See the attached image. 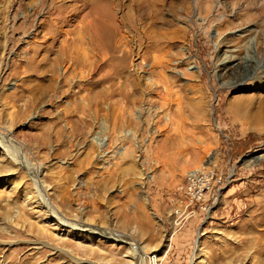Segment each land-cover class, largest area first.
<instances>
[{
  "label": "rangeland",
  "instance_id": "374dc122",
  "mask_svg": "<svg viewBox=\"0 0 264 264\" xmlns=\"http://www.w3.org/2000/svg\"><path fill=\"white\" fill-rule=\"evenodd\" d=\"M104 2L0 0V264H264V0Z\"/></svg>",
  "mask_w": 264,
  "mask_h": 264
},
{
  "label": "bare ground",
  "instance_id": "6f19581e",
  "mask_svg": "<svg viewBox=\"0 0 264 264\" xmlns=\"http://www.w3.org/2000/svg\"><path fill=\"white\" fill-rule=\"evenodd\" d=\"M105 2H104V4H105V6H106V9H107V14H109V15H111V9H109L108 10V8H111V7H109V5H110V3L111 2H113V0H104ZM116 1V0H115ZM161 1V0H160ZM138 2V1H137ZM137 4V3H136ZM151 4H152V2H151ZM99 6V5H98ZM97 6V7H98ZM104 6V7H105ZM102 7V6H101ZM139 7V6H138ZM154 7V6H153ZM99 8V7H98ZM97 9V8H96ZM101 9V8H100ZM154 9V8H153ZM105 10V9H104ZM140 10V9H139ZM157 10V9H156ZM94 13V12H93ZM96 13V12H95ZM98 13V12H97ZM103 14V13H102ZM152 14V13H151ZM231 65V64H230ZM234 70H235V72H234ZM238 70H239V67H228V66H226V67H220V71H221V75L222 76H225V74L227 73V72H229V71H233V73L235 74H237V72H238ZM45 88H46V86H45ZM47 89V88H46ZM45 89V90H46ZM6 143V142H5ZM35 178V177H34ZM38 178V177H37ZM37 178H35V180L38 182V184L40 183V185L42 186V184H41V182L37 179ZM47 205H48V208L49 209H51V204L48 202L47 203ZM52 210V209H51ZM52 213H54L55 214V212L52 210ZM63 216V215H62ZM57 217H59V216H57ZM60 218V217H59ZM61 220H62V222L63 223H65V224H69L70 226H73V227H78L79 225L78 224H76V223H71L70 221L68 222L67 220H65V218H63V217H61ZM67 222V223H66ZM82 228V227H81ZM98 232V231H97Z\"/></svg>",
  "mask_w": 264,
  "mask_h": 264
}]
</instances>
